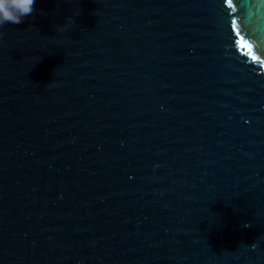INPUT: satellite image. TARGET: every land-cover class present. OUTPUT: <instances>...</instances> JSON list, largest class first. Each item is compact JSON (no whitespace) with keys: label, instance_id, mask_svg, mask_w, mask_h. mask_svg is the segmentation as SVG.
<instances>
[{"label":"water","instance_id":"water-1","mask_svg":"<svg viewBox=\"0 0 264 264\" xmlns=\"http://www.w3.org/2000/svg\"><path fill=\"white\" fill-rule=\"evenodd\" d=\"M0 264H264V0H0Z\"/></svg>","mask_w":264,"mask_h":264}]
</instances>
